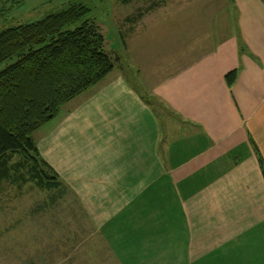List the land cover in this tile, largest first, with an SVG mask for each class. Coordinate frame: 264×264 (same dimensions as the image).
I'll return each mask as SVG.
<instances>
[{"label":"rangeland","instance_id":"1","mask_svg":"<svg viewBox=\"0 0 264 264\" xmlns=\"http://www.w3.org/2000/svg\"><path fill=\"white\" fill-rule=\"evenodd\" d=\"M75 3H83L91 9L87 19L99 26L105 37V49L115 63L113 72L93 87L114 82L95 98L103 105L97 116L103 117L107 104L102 97L107 96L111 102L118 98L115 83L120 74L125 77L124 72L130 79L138 80L147 95L154 97V84L183 65L179 60L185 52L182 53L178 45L170 46L169 41L175 38L172 35L186 41L190 39L188 36L202 40L207 21L208 28L212 22L207 14L210 3L214 6L215 0H131L128 3L121 0H0V32ZM225 10L228 18L230 11L228 7ZM212 12L218 21L224 8L215 4ZM224 32L222 29L221 38ZM13 61L1 64L0 69ZM171 65L176 67L169 72ZM86 92L65 104L56 119L33 134L42 157L58 172L61 189H41L30 179H17L22 178L21 174L29 178L24 169L18 174L11 172L10 180H0V264H186L187 234L198 228L204 227L210 234L223 232L227 248L250 230L251 223L240 222V218H236L235 223H227L234 207L227 208L225 223L212 220L196 223L202 207L186 221L177 215L181 208L179 194L176 196L174 191L146 192L145 199L142 193L137 197L138 191L125 192L122 196L119 171L116 174L114 170L109 171L110 166L104 162L101 167H95V152L108 155L115 163L123 161L124 156L113 147L103 150L99 146L112 134L107 137L106 127L102 126L105 120H99V126L92 123L90 107L82 105L90 97ZM121 110L122 104L121 108L114 107V111ZM66 113L68 117L64 116ZM115 144L105 142L102 146ZM16 162L18 156L15 155L10 163ZM132 185L136 184L130 181ZM200 191L199 188L196 193ZM118 195L119 200L115 199ZM218 210L224 211L210 208L211 219ZM142 230L157 232L160 239L157 237V242L152 239L156 236L147 235L142 244V240L136 239L144 234ZM172 236L176 252L170 251ZM258 238L263 241V237ZM215 241L210 240V244ZM158 247L166 248L161 251Z\"/></svg>","mask_w":264,"mask_h":264},{"label":"crops","instance_id":"2","mask_svg":"<svg viewBox=\"0 0 264 264\" xmlns=\"http://www.w3.org/2000/svg\"><path fill=\"white\" fill-rule=\"evenodd\" d=\"M215 4L224 8L218 21L212 12ZM214 6L210 3L207 14L212 22L210 28L208 21V29L205 26L206 41L172 35L170 46L178 45L185 52L179 60L183 65L154 84L155 98L124 72L126 78L120 74L115 83L118 98L111 102L102 97L107 104L103 117L97 116L103 105L95 98L105 93V86H113V81L90 88L86 92L90 97L82 105L90 107L94 125L105 120L102 126L107 137L112 134L105 142L118 144L99 146L103 150L113 147L124 156L115 163L108 155L95 152V167L104 162L109 171L122 175V196L138 191L137 197L142 193L145 199L146 192L174 191L181 208L177 215L186 221L202 207L196 223H225L227 208L234 207L227 223H235L236 218L251 223L248 234L236 238L231 248L226 247L223 232L210 234L201 227L187 234L186 264H264V175L256 152L264 159V0H215ZM234 69L237 79L230 86L226 73ZM121 104L122 110L114 111ZM130 181L136 185L130 186ZM199 188L202 191L196 193ZM210 208L224 211L218 210L211 219ZM143 233L136 236L142 244L147 235L156 236L152 239L157 242L160 239L157 232ZM170 239V251L176 252L173 236Z\"/></svg>","mask_w":264,"mask_h":264},{"label":"trees","instance_id":"3","mask_svg":"<svg viewBox=\"0 0 264 264\" xmlns=\"http://www.w3.org/2000/svg\"><path fill=\"white\" fill-rule=\"evenodd\" d=\"M128 3L131 0H121ZM91 9L75 3L0 32V180L30 179L41 189H61L62 180L42 157L33 134L56 119L65 104L104 80L114 69ZM237 70L226 73L231 86ZM264 175V159L257 149ZM18 162L11 164L14 156Z\"/></svg>","mask_w":264,"mask_h":264}]
</instances>
